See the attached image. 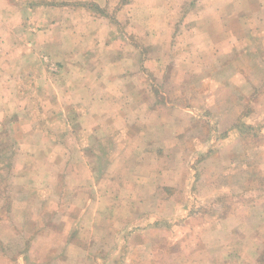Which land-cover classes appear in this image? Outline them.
Wrapping results in <instances>:
<instances>
[{"label":"crops","instance_id":"1","mask_svg":"<svg viewBox=\"0 0 264 264\" xmlns=\"http://www.w3.org/2000/svg\"><path fill=\"white\" fill-rule=\"evenodd\" d=\"M89 1L94 4L90 2L91 5H88ZM121 1L40 0V7H35L31 2L34 6L29 9H16L17 2L26 0H0V9L10 10L2 19L13 17V20H17L7 30L9 41L0 40V52H4L0 56V72L7 69V64L3 62L5 51L21 50L29 53L34 49L42 53L44 64L41 63V66L51 71L47 79L43 77L42 83L51 92L48 96L40 97L45 101L39 108L56 109L67 131L72 136L74 133V145L77 147L92 148L104 136L112 138L113 143H116L114 147L121 148L117 157L109 160L112 164H118L119 158L125 160L128 147L137 149L141 140L138 134L144 130L141 116L161 115L159 106L149 108L148 101L143 100V90L150 83V75L157 76L160 85L162 80H166L164 84L173 85L172 91L168 93L161 86L155 91L157 97L168 98L173 95L175 83L190 81L189 84H192L194 80H201L204 85L209 83L210 76L214 77L219 65L221 73L232 67H241L240 50L249 48L250 52L258 56L264 51V38H256L260 32H264V0H206L217 6L205 7L202 13L208 16L214 11L226 12L230 18L229 26L218 25L216 30L219 34L225 32L233 36L232 41L226 44L212 40L213 45L209 49L203 43H198L201 37H192L195 28L188 34L192 37L191 42H188L190 45L178 47L181 40L178 37V23L182 19H177L178 16L182 17L181 9L190 0ZM98 7L105 13L97 11ZM244 19L248 20V25L240 26L239 22ZM126 21H129L128 34H121L118 23ZM183 25L190 30L187 24ZM198 30L208 35L203 29ZM15 35H24V41H12ZM149 46L151 53L146 55ZM232 47L238 53L237 60L222 56L223 51H229ZM164 50L170 55L165 57ZM48 53L50 56H47ZM24 59L28 68L36 65L30 56L25 55ZM249 66L264 73V58L260 57ZM29 73L25 92L18 84L12 86L14 89H0V130L5 128V120L11 111L18 116L22 114V109H30L31 113L34 111V106L29 108L27 105L22 107L15 104L25 97L39 99V91L29 93ZM232 79L236 91L239 92V85L244 79L255 87V101H264V75L260 79H252L250 75L241 79L232 76ZM57 85L61 87L57 88ZM261 88L263 92L259 94ZM220 90L221 86L216 92ZM159 123L155 126V136L165 127H171L170 123ZM187 125L185 122L183 126L186 130ZM13 127L22 140L20 145L25 148L21 153L25 161L19 169V177L24 185L20 189L14 186L15 181L9 180L10 188H14L12 192L16 194L10 205L5 207L7 210L0 209V264H260L258 260L264 249V201H250L245 206L237 203L230 213L224 210H221L223 214L213 212L200 226L195 227L197 223L193 225L191 220L192 211L197 206L189 196L193 190L191 185L198 176L196 172L190 171L177 178H174V172L166 173L158 165L159 151L157 160L149 155L145 161L141 159L144 162L142 172L132 171L137 169L132 166L137 164V158V161L133 160L134 163H129L132 168H128L125 176L119 178L110 171H96L92 153L89 166H80L82 170L78 167L67 169V163L64 167L66 150L61 147L65 148L69 139L53 142L44 139L42 145L50 148V153L60 149L63 153L53 162L55 171H52V164L49 165L47 160L36 157L40 171H32L31 154L40 144L29 141L19 126ZM39 130L40 126H34L31 132ZM135 130H139L138 133ZM232 130L229 133L241 139V142L238 140L236 143L240 144L243 153L244 147H248L249 154H243L239 158L245 161L237 163L236 156L232 157L235 162L233 170L210 178L221 181L233 172L232 180H264V172L261 169L253 170L252 166L255 165H251L256 164L260 154H264V125L252 126L247 122L242 126L237 124ZM77 131L88 135L84 137L87 144H83V136ZM262 135L260 142L263 143L249 142V137L257 140ZM154 139L161 141L162 136L159 134ZM171 141V144H175V140ZM0 153L6 154L1 143ZM238 163L244 165V169H238ZM47 167H50V171ZM145 169L149 171L145 172ZM39 179L46 183L37 184ZM65 179H70L73 184L68 181L64 183ZM177 185L186 195L180 205L176 200ZM203 186V194L209 197L227 195L230 190L233 195H237L241 188L253 195L255 189H263L264 193V186L256 188L253 182L248 187L235 183L227 187L219 184L216 187L208 184ZM161 187H164L163 194H160ZM252 207H260V213H256ZM177 208L186 210L184 219L176 215ZM166 209L170 212L167 216L162 213ZM219 222L221 227L217 224ZM225 223L232 228L233 233L231 241L226 243V250L231 251L234 247L232 252H228L231 256L216 250V246L223 245V241L215 244L208 242L211 233L221 229ZM248 228V243H242L244 240L241 242L240 239ZM182 235H186L191 243L193 240L197 242L195 239L198 235L202 245L213 244L211 247L216 251L198 256L199 252L190 250L192 245L182 243ZM175 245L177 249H169ZM187 246L188 250L185 249ZM194 257L196 261L193 262Z\"/></svg>","mask_w":264,"mask_h":264},{"label":"rangeland","instance_id":"2","mask_svg":"<svg viewBox=\"0 0 264 264\" xmlns=\"http://www.w3.org/2000/svg\"><path fill=\"white\" fill-rule=\"evenodd\" d=\"M122 1H125L124 3H128L131 0ZM168 1L169 0H164V2ZM195 1L197 2L195 3ZM248 1L253 2V0ZM31 2L35 4V7L42 6L39 3L40 0H26V2H17L18 4L16 6V9H24L26 7L29 9L30 6H34ZM90 2L92 1H89L88 5L94 4L93 2L90 4ZM216 6L217 4H210L206 0H190L188 4L185 5V8L181 9L182 17L179 18L178 16L177 19V21L182 19L181 22L178 23V25H180L178 30L180 33L178 32V37L181 39L178 42V47L187 44L190 45V43L188 42H191L190 40L192 39V37L196 35L201 37V40H199L198 43H203V45L208 49L213 45L212 40L215 42H219L220 44H226L228 41H232L233 36L225 32L219 34L216 30V26L218 25L221 27L223 26V24L229 26L230 18L226 15V12L223 13L221 11H214L208 16H205V13H202L203 8H216ZM9 11L10 10L8 8L0 9V40L5 42H7V40L9 41L10 38V36H8L7 34L8 28L14 26V23L17 22V20H13V17H10L8 20L2 19L4 18V14L9 13ZM97 11H101L102 14L105 13V10H100L99 7L97 8ZM235 11L236 9H234V12ZM224 16L225 18H223ZM222 19L225 20L224 23L222 22ZM183 24H187V26L191 27L190 30ZM118 25L121 34H128L126 30L129 29V21L118 23ZM194 25L195 27H193ZM197 25L201 28L197 27ZM239 25L247 26L248 20L244 19L243 21H240ZM193 28H195L196 30L195 34L191 37L188 34L193 30ZM198 29L205 30L206 32H208V35L205 36ZM186 30L188 32H186ZM240 37L242 38V35ZM258 37L260 38V40L264 38V32H260L256 36V38ZM12 41L22 43L24 41V35H15L13 36ZM150 48L151 46L148 47V51H145L146 55L148 53H151L149 52ZM33 50L34 49H31L29 53H23L21 50H18L19 52H16L15 50L10 52L5 51L6 58L3 62L7 64V69L0 72V89H14V87L12 86L18 84L24 91L26 89L25 81L27 79L29 71L30 81L27 84L30 87L29 93L33 94L34 92L39 91V99H41L40 97L48 96L51 90H48L43 85L42 80L43 77L47 79V77H49L48 73H50L51 71H46L41 66V63H43L41 59L42 53ZM223 52L224 54L222 56L226 55L229 60H237L239 53V63L241 62L242 66L232 67L224 73H221V70L219 71L218 68H220V65L219 67L216 66L218 68H216V70L214 71V77L213 75L210 76L209 83H206L204 85L201 83V80H194L192 84H189L190 81L186 83H184V81L175 83V89L173 90L174 92L172 97H163V99L157 97L158 94L156 95L155 91L158 87L161 86L164 90H166V93H168L169 91H172L173 85L164 84L166 80L163 81V78L161 79L162 85H160V83H158L157 81L159 79L157 76H149L150 83L143 90V100L148 101L149 108L159 106L161 115L153 117L146 116L145 118L143 117V115L141 116V126L142 129L144 128V130H142L141 134H138L139 136H141V140L139 141L140 143L138 142L139 144L136 150H132L130 149V147H128L126 149L128 153L125 156V160L119 158L121 160H118V164H116L117 162L112 164L109 161L112 158L117 157V154L121 149L118 148V146L114 147L116 143H113L112 138L107 139L104 136V140L103 138L100 139L97 143H95V146L93 145L92 148L77 147L76 145H74V133L72 136L70 132L67 131L65 122L63 118H61L56 113V109L39 108L45 100L26 97L18 100L19 102H16L15 104L19 106L21 105L22 107L27 105L29 106V108H32L34 106L35 109L32 113L30 112V109H22V114L20 116L14 115V111H11L7 116L8 119L5 120V128H1L0 130L1 147L6 153H0V209L2 208V210H7L5 207L10 205L12 197H14V195L16 194L12 192L14 188H10L12 186L11 183H9V180L11 182L15 181L16 183L14 184V186H17L20 189L24 185L23 180L19 177L21 174L19 169L20 166L23 165V160L25 161V157L21 155L22 151L25 148L20 145L22 143V140L19 139L16 135L17 133L15 132V127L13 126H19L22 129L23 135L29 141L34 140V142L40 144L39 148H34V153L31 154L32 171H40L38 170V164L35 161V157L41 160H47L49 165L52 164V171H55L53 162L63 153L61 149H65L66 158L64 159V167L67 163V169H76L77 167L80 168V166H85V164L89 166V157L92 153V159H94L93 165L96 166V171H110L115 177L122 178L129 171L128 168L131 167L129 163H134L133 160L137 161L136 159L138 158L137 164L132 165L137 167V169H132V171L142 172L144 169V167H142V163H144L143 161H145V158L149 155L157 160L156 157L159 151L158 165L160 169L166 170V173H168V171H171V173L173 174L174 172V178L183 177V173H185L186 171L196 172V176H198L197 180H195L191 185L193 187V190L192 192L190 191L189 196V199L191 200L193 198L197 206V208L192 211L193 220H191L193 225L194 223H197L196 225H194L195 227L200 226L202 222L206 220V218L212 215L213 212L221 214V210H224L225 212L227 211L228 213H230L234 205L237 203H240L241 206H245L246 203L250 201L253 203L263 202V189H255L254 195L247 190H244V188L239 189L240 192L237 191V195H233L231 190L229 194H223L220 197H209L208 195L203 194V184H208V186L214 187L219 184L220 186L227 187L228 185L235 183L237 185H240L241 187H248V185L253 182L256 188H262L264 186V180H232L233 178H231V174L233 172L221 181L218 179H211L212 177L221 176L225 173L227 174L228 171L233 170L235 162L232 161V157L236 156L237 159H235V161L237 163L238 161H245V159H241L239 157L243 156V154H249V148L244 147L245 153H243L244 151L240 147V144L236 143V141L238 140L241 142V139L239 137H236V135L230 134L229 131H233L232 129L236 128L237 124H240V126H242L245 125V123L247 124V122H250L252 126L264 125V101L260 100V102L258 103L255 101V99L257 98L256 95H253L255 87L250 83H246L244 79L239 85L236 79L237 84L240 86V90L238 92L234 89V83L232 81V76L235 78H237L238 76V79L244 78L247 75H250L252 79L254 77H256L257 79L263 77V72L259 73L258 69L249 66V64H254V62H257L260 57L264 58V51L259 56L255 55V53L253 54V52H250L249 48H247L246 51L240 50L237 53L236 49L235 51H233L232 47L231 49H229V51ZM3 53L4 52H0V56ZM43 54L46 55V53ZM48 54L47 56H50V53ZM25 55L30 56L32 60L36 61L32 62L36 64L34 67H27L28 63L25 62ZM167 55H170L168 51L165 52V57H167ZM3 62H1V64H3ZM165 71H167V69H165ZM51 76L53 77V75ZM219 86H221V90L219 92H216V89ZM58 87L61 86L57 85V88ZM262 92L263 89L261 88L259 90V94ZM52 96L53 95L51 93V97ZM10 121H12L13 123L8 124ZM159 122L170 123L171 127H165L166 129L164 131L156 133L157 135L155 136L154 131L157 130L155 129V126L160 124ZM185 122H187L188 124L187 130L185 129V127H183ZM34 126H40L39 132H31V129ZM138 131L135 130L136 133H138ZM77 133L83 136V144H87V139L84 137H87L88 135L78 131ZM159 134L162 136L161 141H157V139H154V137L157 138ZM262 138L263 135L257 140L249 137V142L251 141L252 144H257L262 140ZM44 139H47L51 142H53L54 140H69L66 141L65 148L61 147L60 151L53 150L50 153V148H45L42 145V140ZM171 140H175V144H171ZM259 156L260 157L256 160V164L253 163L251 165H255L252 166L253 170L261 169L264 172V154H260ZM141 159L143 160L142 162ZM68 160H70L69 163ZM236 167L238 169H244V165L241 166V163L236 164ZM49 169L50 167H47L48 171H50ZM80 170L82 169L80 168ZM144 171L148 172L149 170L145 169ZM67 181L70 184H73L70 179H65L64 183H66ZM36 183L40 185L41 183L45 184L46 181L39 179L38 181H36ZM163 188L164 187H161L160 194L164 193ZM179 191L180 186L177 185L176 192L178 193L176 194V200L178 202V205L182 204V202H184L186 199V195H184L182 191ZM88 194L89 193H87V196ZM252 209L255 210L256 213H260L259 211H261L260 207H252ZM162 213L167 216L170 212L166 209L162 211ZM175 213L178 217H180V219H184L185 215L187 214L186 210L182 208H177ZM215 218L214 220H216ZM217 224L221 227V222ZM186 227H188V225ZM249 232L250 229L248 228L243 234V237H241L240 239V241L244 240L243 242L241 241L242 243H248L246 238L248 237ZM232 234V228L225 223L222 225L221 229L214 233H211L208 242H212L213 244H215L218 241H223V245H218V248L216 246V250L218 249L221 253L227 256H231V254H229L228 252H232L234 250V247L231 251L228 249L226 250V243L229 240L231 241ZM185 236H183L184 240L182 241V243H184V245H192L190 250L199 252L198 256L206 252L216 251L213 247H211L213 246V244L209 243L207 245H202L200 239L198 238V235L196 236L197 239H195L197 240V242L193 240L192 243L188 241L189 239ZM189 246H187L185 249L188 250ZM20 247L21 245L19 244L18 248ZM177 247L178 246L175 245L169 247V249H177ZM261 251V256L258 261L260 264H264V249H262ZM234 252L236 253V251ZM194 261H196V257H194L193 262ZM237 261L238 260L236 259V262ZM232 264H234V262Z\"/></svg>","mask_w":264,"mask_h":264}]
</instances>
